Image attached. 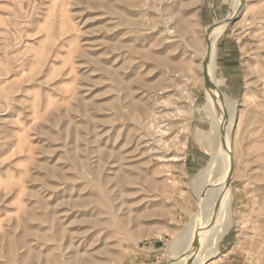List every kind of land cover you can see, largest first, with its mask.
Masks as SVG:
<instances>
[{
	"label": "rangeland",
	"instance_id": "rangeland-1",
	"mask_svg": "<svg viewBox=\"0 0 264 264\" xmlns=\"http://www.w3.org/2000/svg\"><path fill=\"white\" fill-rule=\"evenodd\" d=\"M234 2L232 119L231 0H0V264H264V0Z\"/></svg>",
	"mask_w": 264,
	"mask_h": 264
},
{
	"label": "bare ground",
	"instance_id": "bare-ground-1",
	"mask_svg": "<svg viewBox=\"0 0 264 264\" xmlns=\"http://www.w3.org/2000/svg\"><path fill=\"white\" fill-rule=\"evenodd\" d=\"M230 4H232L231 6V10H230V13H229V15L226 17V19H224V21H220V22H215L214 23V26L212 27V29H211V34L207 37L208 39H207V46H206V52H207V57H206V62H208V64H207V70H208V74H209V80H208V77H207V82H206V84H207V86H210L209 85V81H211V85L215 88V90L217 91V96H216V99H212L211 98V93H210V90H209V87H208V89H206L207 90V92H206V94H205V105H206V111H207V113H208V115H211V114H213V113H215L216 114V109H215V107L214 106H218L219 108H221V109H223V112H225V109H226V107L227 108H230L231 109V113H230V118L232 117V119H233V114L235 113V110H234V106L232 105L231 107H230V105H228L229 104V101H230V99H229V101H228V98L225 96V94L224 93H222V92H220L219 91V87L220 86H223L224 84H223V80H219V79H217V78H215V70H216V63H215V61H216V47H217V41H218V39L220 38V37H222V35H223V33H224V31H225V29H226V24H227V22H228V20H230L231 18H232V16H234V14L235 13H233V9L235 8V2H234V0H231V3ZM237 9V8H236ZM205 74H206V76H207V72H205ZM228 101V103H227V101ZM230 102H233V101H230ZM216 104V105H215ZM231 104V103H230ZM226 106V107H225ZM228 121H231V120H229L228 119ZM226 123H227V121H226ZM223 125V124H222ZM226 125V124H225ZM224 125V126H225ZM231 125V124H230ZM230 125H227V127L225 126V128H227L228 129V133H229V129H230ZM219 126V125H218ZM224 128V129H225ZM213 129V128H212ZM227 129H225V130H227ZM214 131L216 130V142H214L215 144H213L212 142H211V138H210V136H209V134L207 133L206 134V137H205V149H207V148H209L210 150H209V153L210 152H212L211 153V156H212V158H211V162H210V164H212V163H216V161L217 162H222V164H223V166H224V169L222 168V166H221V168L224 170L223 171V176L220 178V179H218V177L219 176H216L217 177V179H218V181L216 182V180H215V182H216V184H218V189L217 190H215V192H218V191H225V189H227V187L229 188V168H230V166H228V167H226V161H227V156H228V153H229V139L227 138V137H225V135L221 132V130L219 129V127L217 128V125H216V129L214 128L213 129ZM224 130V131H225ZM226 133H227V131H226ZM229 136V135H228ZM219 141H220V145H221V148H222V152H220V158L219 159H217V156H216V154H215V145L217 146L218 144H219ZM213 148H214V150H213ZM208 150V149H207ZM232 157V156H231ZM229 159V158H228ZM233 159V158H232ZM220 167H218V169H219ZM220 168V169H221ZM221 169V170H222ZM219 171V170H218ZM218 171H215V172H217L218 173ZM222 172V171H221ZM221 172H219L221 175H222V173ZM212 174H213V172H212ZM219 175V174H218ZM231 175V174H230ZM209 179V178H208ZM210 180V179H209ZM206 180H203V181H201L200 183H198V187H197V192H198V194L200 195V192L202 191L203 192V189L205 188V186L207 185V184H209V183H207V181L205 182ZM208 182H210V181H208ZM214 183V182H213ZM215 184V185H216ZM212 188V187H211ZM206 189H208V188H206ZM205 189V191H207ZM212 189H210L209 191H211ZM228 202H231V197L230 196H228ZM111 213H112V209H111ZM227 213V214H226ZM226 213L220 218V221H219V224H216V232L217 231H219V232H217V233H220V231L222 232V230L223 231H227L229 228H231L232 227V225H233V222H232V214H230V212H229V210H228V207H227V210H226ZM113 215V214H112ZM116 219V218H115ZM117 221V220H116ZM193 221V220H192ZM193 224V223H192ZM192 224H190L191 225V227H192ZM194 226V225H193ZM191 227L189 226V228L188 229H191ZM216 233V234H217ZM218 235V234H217ZM220 235V234H219ZM218 235V236H219ZM217 236V237H218ZM215 237V236H214ZM183 238H185V237H183V236H179L178 238H176L174 241H173V243H171V246H170V248H169V251L171 252V256L169 257V261H171V262H169V264H175L176 262V264H181V260H178V261H174L173 262V260H174V256L176 255V256H178L177 254H178V251H177V249L178 248H180V246H183ZM205 239H204V237H203V235L201 236V237H199V239H198V242H197V244H196V246L198 247V249H201V244H202V242L204 241ZM213 240H215V238L213 239H211V244H212V241ZM217 240V239H216ZM209 243V242H208ZM210 244V243H209ZM202 246H204V244L202 245ZM211 247H212V245H211ZM212 249L214 250V251H216L217 250V248H215V247H212ZM179 250V249H178ZM213 253V252H212Z\"/></svg>",
	"mask_w": 264,
	"mask_h": 264
}]
</instances>
